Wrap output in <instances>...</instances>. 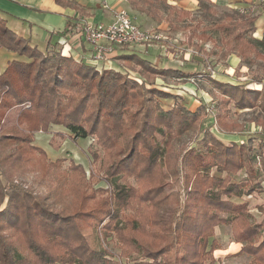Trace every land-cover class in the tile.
I'll return each mask as SVG.
<instances>
[{"label": "trees", "instance_id": "1", "mask_svg": "<svg viewBox=\"0 0 264 264\" xmlns=\"http://www.w3.org/2000/svg\"><path fill=\"white\" fill-rule=\"evenodd\" d=\"M57 1L65 5H73L80 10L83 9L74 1ZM157 1L167 2V0H141L139 4L150 5L151 8H154L153 13L157 14L159 11L156 4ZM204 6H207L206 2L200 0V10ZM169 8L170 12L179 10L178 7ZM226 17L231 22L221 21L219 27L228 34H232L234 30L238 29L240 33L237 34L235 40L241 39L243 34L248 31L252 34L254 33L255 16L233 9L229 11ZM158 18L162 20L163 17L158 14ZM69 26L70 31L74 33L76 24H70ZM249 43L260 47L264 45V39L252 37ZM0 46L27 58V60L11 61L5 71L0 74V150L4 149V156L0 157V203L3 201L4 196H7L6 205L0 209V264H29L23 257L16 259V251H14V254L11 253L15 259L7 257L9 255L7 240L10 237L9 234L1 232H7L8 228L17 230L21 226L27 229L35 224L44 228V235L47 238V241H44L46 242L44 245V264H62L60 263L61 259H64L66 264H113L111 257L105 251L93 250L86 243V239L82 234L83 225L81 224L83 220H80L81 215H86L90 218H94L98 214L104 215L103 217L109 215L110 208L105 200L98 207H94L92 200L96 198L93 193L83 194L84 196L76 201L69 200L66 202L64 207L69 211L66 210L68 214L64 215L61 211L45 206L44 198L29 190L32 187L24 185L22 187L19 182L15 181V183L13 181L14 176L28 173L35 167L41 170L40 174L42 175L44 162L47 168L53 170L54 173L57 172L58 176L66 174L67 177H70L72 175L70 171L64 169L66 158L59 157L55 161L49 160L46 151L33 144L35 133L44 131V125L47 129V124L55 122L65 125L75 138L98 135L102 145L111 148L114 143L113 138L105 136L101 132L102 119L100 116L112 115L117 117L122 114V118L124 117V120L129 122L130 118L127 116V112L121 108H127L129 102H134L138 107L140 106L138 109L140 118H136L135 121L131 119L132 123H135L137 133L132 136L131 144H128L129 148H125L123 157L118 161L119 165L113 163L110 168L121 171L123 177L135 176L139 182L148 184L158 182L156 179L149 178L150 172L146 170L158 165L157 160L160 157L157 155L164 154L167 145L162 148L158 144H154L155 147L153 148L147 146L149 144L147 134L143 133L150 130L169 138L173 135L172 127L175 120L177 124L187 125L191 121H188V117L186 118L182 113L186 110V115L194 118L196 111L189 110L184 106H176L169 111L161 109L159 111L156 105L151 103L149 97L137 96L140 90L139 87L143 88L144 92L147 93L153 92L152 89H147L136 82L139 87L133 89L134 91H128L129 84L134 82H130V77L125 76L127 75L125 72L105 67V65L100 68L98 64L87 61L84 58L65 55L63 49L56 48L55 44L52 45L51 43L46 52H42L38 48L31 46L29 39L12 30L2 16H0ZM116 58L128 63L133 61L150 73L170 77L188 76L187 72L182 69L158 67L150 60L144 59L135 53L116 54ZM213 80L214 82L216 81L220 88L224 89L226 94L236 95L242 89L243 94L239 102V105H243L242 107L253 105L252 102L245 101L247 97L264 95V88L257 90L245 89L244 87L247 84L241 85L223 82L218 79ZM258 81L262 82L261 79ZM107 84H110L109 86L113 90L109 91L108 94H104ZM117 88H120L121 93L114 99L112 95ZM228 88L231 89L230 92L227 90ZM64 89H72V91L82 94V96L71 95L66 97V92L63 95L61 92ZM154 92H156L155 89ZM67 95H70V93H67ZM62 97L65 99L64 101ZM94 98H97L96 119L91 125H87L82 120H87L86 107L88 108V103L94 102ZM154 98L156 100L155 96ZM27 101H31L32 104L29 108L23 107V104ZM263 102L260 105L264 109ZM1 107L5 110H1ZM17 108L16 121L5 126L3 122L6 116L10 111ZM69 110L71 111L68 112ZM217 111L218 120L220 121L223 117L219 107H217ZM179 113L185 119L180 117L178 120L177 116L180 115ZM208 131L204 133L203 138ZM209 132L213 134L211 131ZM59 135L63 137L62 132L56 133V136ZM211 138L215 142V145L210 147L211 150L207 147L208 151H203L204 153H193L197 151L191 148L188 152L187 173L184 176L185 184H187L186 205L183 208V212L177 213L179 218L173 221L175 222L174 230L168 229L166 231L165 229L166 227L170 228L172 222H169L166 226L162 225L165 227L163 229L157 227V223H153L155 228H153V235L149 236V238L144 235L138 238L132 236L135 243L132 245L127 244V249L123 255L126 256L132 251L143 252V259L133 264H176L177 261H184L187 264H198V261L206 256L208 257L206 264H221L220 257L215 255V251L222 248L215 231V228L221 224H232L234 240L243 244L241 250L236 254L247 253L253 257V262L264 264V238L259 243H256L257 240H255L256 238L264 237L263 233H259V228L263 225L261 223L252 224L250 221L251 214L247 211L248 205L246 202L232 200L233 197L241 198L244 194L256 192L255 183L250 178L242 181H233L231 177L223 179L210 174L214 166H217L219 171L228 170L231 172H239L240 169L243 170L242 168L250 166L249 164L253 163V160L244 156V153L248 149L255 148L258 139L257 137L249 136L246 141L225 144L215 136H211ZM258 138L264 143V137ZM165 141L166 144L169 142L166 138ZM51 142L57 148L61 145L54 138H52ZM141 144L146 149L144 152H140L141 149L138 150ZM237 146L238 154L236 151ZM34 152L38 154L37 157L39 159H32L34 157L32 153ZM236 154L237 157L234 156ZM21 157L23 158L19 159ZM248 161L249 163H246ZM70 162L72 164L69 168L72 171L80 172L82 177L85 176L86 171L82 164L76 163L73 159ZM16 163L19 165H16ZM262 163L264 166V160ZM188 171H191V173ZM193 175L194 179H192ZM253 176L254 174L251 172V177ZM116 186L117 189L114 192L116 196H119L122 192L126 193L127 189L132 191L127 184H124L121 189V185L116 184ZM160 186H152L144 191L141 199L145 201L147 197L151 198V195H149L151 193H154V195L156 193L161 194L163 190H159ZM64 188L60 187L59 190V186L54 187L53 191L57 194V199H60L59 194ZM101 188L94 190V193L104 191L103 187ZM178 196V194L176 196L170 195L172 198ZM47 197L52 198L51 196ZM190 200L202 201L198 206L199 209H192ZM222 213L226 215L221 216ZM167 215H171V210ZM97 221L101 222L99 219L95 222ZM164 233V237L168 235L170 238L167 243L165 238L163 240L159 238ZM131 240L129 239V241ZM156 240H158V246L155 244ZM187 244L193 245L195 249L191 252L187 250L180 256L177 245ZM60 246H64V252H58L59 249L49 252L51 248H60ZM174 248L176 251H174ZM66 254L67 259L64 257Z\"/></svg>", "mask_w": 264, "mask_h": 264}, {"label": "rangeland", "instance_id": "2", "mask_svg": "<svg viewBox=\"0 0 264 264\" xmlns=\"http://www.w3.org/2000/svg\"><path fill=\"white\" fill-rule=\"evenodd\" d=\"M206 5V7L204 6L196 12H188L180 10V8L178 11L181 12L172 10L169 15L168 28L163 30L165 33L156 28L151 30L160 35L159 39L143 45H133V48L128 47L119 53L138 54L158 67H179L187 72L188 76L170 77L150 73L133 61L128 63L117 59L116 55L111 58L112 62L105 64V67L125 72L127 74L125 76L130 77V82L134 83L129 84V92L139 87L138 83L147 89H152L153 92L147 93L144 92L143 88L139 87L140 90L137 96L149 97L151 103L156 105L157 110L169 111L176 106H184L189 110L196 111L195 117L190 118L191 116H187L185 110L182 114L186 118L188 117L187 120L191 122L185 125L177 124L175 120L172 127L173 135L169 138L150 130H147L146 133L142 132L147 134L149 142L147 146L153 148L158 144L162 148L167 145L164 154L157 155L160 157L157 160L158 165L146 170L150 172L149 178L156 179L158 182L144 184L139 182L135 176L126 178L122 176V172L118 169L113 170L110 168L113 163L119 165L118 161L123 157L125 148H129L128 144H131L132 136L137 133L135 123H132L131 119L135 121L136 118H140V111L138 110L140 106L138 107L134 102H129L128 109L125 107L121 108L127 112V116L130 118L129 122H126L124 117L122 118V114L117 117L112 115L100 116L102 119L101 132L105 136L113 138L114 143L111 148L103 146L98 135L75 138L65 125L55 122L47 124V129L44 125V131L35 133L33 144L44 149L49 160L55 161L59 157L66 158L64 169L70 171L72 174L70 177H67L66 174L58 176L57 172L54 173L53 170L47 168L45 162L42 175L40 174L41 170L35 167L28 173L14 176V182H19L20 186L32 187L29 190L41 195L44 198L45 206L61 211L64 215L68 214L66 210L69 211L64 207L66 202L69 200L76 201L84 196L83 194L93 193L96 198L92 200L94 207H98L105 200L110 208L109 215L103 217L104 215L98 214L94 218L81 215L80 220H83L81 224L83 225L82 234L86 239V243L93 250L105 251L111 257L113 264H133L143 259V252L141 251H132L126 256L123 254L127 249V244L132 245L135 243L132 236L138 238L144 235L149 238V236L153 235V228H155L153 223H157V227L163 229L165 228L163 227L164 225L166 226L169 222H172L170 228L166 227L165 229L166 231L168 229L174 230L175 222L173 221L179 218L178 214L183 212V208L186 205L187 184H185L184 176L187 173L188 152L191 148L197 151L193 153H204L203 151H208L207 147L211 150L210 147L215 145L211 136L219 138L225 144H230L231 142L240 143L246 141L249 136L257 137L256 147L248 149L244 153V156L253 160V163L249 164L250 166L242 168L243 170L240 169L239 172L219 171L218 167L214 166L210 174L223 179L231 177L233 181H242L250 178L255 183L256 192L244 194L241 198L233 197L232 200L247 203V211L251 214L250 221L252 224L261 223L263 226L259 228V233L264 234V166L262 163L264 160V143L258 138L264 137V109L260 105L263 102L264 95L247 97L245 101L252 102L253 105L242 107L243 105H239L243 94L242 89L236 95L226 94L224 89L220 88L216 81L214 82L213 80L218 78L233 84H247L244 87L245 89L257 90L264 88V45L256 47L254 44H250L249 41L255 36L249 31L244 33L241 39L235 40L237 34L240 33L238 29L234 30V33L228 34L219 27L221 21L231 22L226 17L229 10L213 6L208 2H206ZM126 10L132 20L141 26L144 31L151 27L150 21L146 16L142 17L139 15L135 19L127 8ZM153 10L154 8L150 6L149 11L153 12ZM175 15L180 16V18L175 19ZM104 21L97 22L106 23ZM164 51L167 52L165 53ZM236 57L239 59L237 64L234 60L232 62V59H236ZM99 64V67L103 68L104 62H99ZM259 79L262 82H259ZM120 83L122 82L120 81ZM109 85L105 86L104 94H108L109 91L113 90H111ZM154 89L156 92H154ZM227 90L231 91L229 88ZM61 92L62 95L66 92V97L71 95L82 96V94H78L72 89H64ZM67 93H70V95H67ZM120 93V88H117L112 98L116 99ZM62 100L64 101L65 99L62 97ZM31 105V101H27L23 104V107L29 108ZM96 106L97 98H94V102L88 103V108L86 107L87 120L83 119L82 122L91 125L96 119ZM217 107H219L223 122L218 120ZM17 112L18 108L10 111L5 118V126L16 121ZM177 117L179 120L183 116L180 114ZM183 118L185 119V117ZM207 130L213 134L208 131L203 138ZM57 132H62L63 137L60 135L56 136ZM52 138L56 139L57 143L60 142L59 148L51 142ZM165 138L169 141L167 144ZM139 149H141L140 152L146 150L142 144L140 148L138 147ZM236 151L238 154V146ZM3 153L4 149L2 148L0 157L4 156ZM237 154L234 156L237 157ZM32 155L34 156L32 157L33 160L39 159L37 153L34 152ZM72 159L84 166L85 176L82 177L80 172L72 171L69 168L72 164L70 162ZM17 163L16 165H19ZM246 163H249V161ZM188 172L191 173V171ZM251 172L254 174L253 177H251ZM163 177L165 178L163 179ZM192 179H194V175ZM116 184L121 185L120 189L124 187V184H127L132 191L127 189L126 193L122 192L119 196H116L114 195L117 189ZM156 185H161L159 190H163L162 193H156L155 195L151 193L149 194L151 198L147 197L143 201L141 199L142 193ZM56 186H59V190L60 187H65L60 194L58 193L60 199L56 198L57 194L53 191ZM101 187H103L104 191L94 193V190L102 189ZM52 192L54 193L52 194ZM176 194L179 196L176 198L170 197V195L176 196ZM47 196L52 198L50 199ZM6 202L7 196H4L3 201L0 203V209L6 205ZM201 203L202 201L190 200V207L199 209L198 206ZM170 210L171 215L169 216L167 214ZM225 215L221 214V216ZM98 219L101 221L100 223L98 221L95 222ZM8 229L7 232H1L9 234L10 237L7 240L8 258L15 259L12 254L16 251V259L23 257L29 264H44V245L46 243L44 241H47L44 235V228L35 224L27 229L23 226L17 230ZM215 231L222 247H227L232 241H235L232 224L218 225ZM161 236L159 237L160 240L165 238L166 243L170 241L168 235L164 237L165 233L161 234ZM263 238H256V243L262 241ZM129 239L132 240L129 241ZM155 244L158 246V240L155 241ZM177 249L180 251L178 253L181 256L183 252L187 250L191 252L195 248L193 245L187 244L177 245ZM57 250L58 252H64L65 248L64 246H60V248L53 247L49 252ZM174 251H176L175 248ZM219 251H215L217 257H219ZM64 257L67 259V254ZM207 258L206 256L204 259L199 260L198 264H206L208 262ZM61 260L60 263L66 264L64 259ZM220 263L257 264L253 262V257L247 253L220 256ZM176 264H187V262L177 261Z\"/></svg>", "mask_w": 264, "mask_h": 264}, {"label": "crops", "instance_id": "3", "mask_svg": "<svg viewBox=\"0 0 264 264\" xmlns=\"http://www.w3.org/2000/svg\"><path fill=\"white\" fill-rule=\"evenodd\" d=\"M70 1L77 2L83 9L80 10L73 5L62 4L57 0H0V16L6 19L7 25L12 30L29 39L31 46L38 48L42 52H46L51 43L52 45L55 44L56 48L63 49L65 55L84 58L88 61L93 54L92 45L86 41L82 34L72 33L70 24L79 23L83 18H88L95 22L105 20L104 22L110 23L113 21L117 10H126L127 8L135 19L139 15L148 18L151 24L148 30L156 28L165 33L163 30L168 28L169 7H178L188 12H196L200 9V0H167L166 3L157 1L156 4L159 8L157 14L149 12L150 5L139 4L141 0ZM204 1L229 11L247 8L249 11L247 14L256 17L254 36L258 39L264 38V8L260 5L259 0ZM158 14L159 16L162 15V20H159ZM175 17V19L180 18L177 15ZM120 52L121 50L117 54ZM13 60H27V58L0 46V74L5 71L8 64ZM233 60L236 64L239 62L237 57L232 59V62ZM98 65H100L99 62ZM218 80L226 82L223 79ZM242 245L241 242L232 241L229 246L217 249L220 250L218 256L236 254L241 250ZM233 246H235L234 249H232Z\"/></svg>", "mask_w": 264, "mask_h": 264}, {"label": "built area", "instance_id": "4", "mask_svg": "<svg viewBox=\"0 0 264 264\" xmlns=\"http://www.w3.org/2000/svg\"><path fill=\"white\" fill-rule=\"evenodd\" d=\"M259 3L264 8V0H259ZM238 10L244 14L249 12L247 8H239ZM74 31L82 34L86 41L92 45L93 54L89 61L96 64L98 62L109 64L112 62L111 58L119 50L128 47L133 48V45H143L160 38V35L155 31H144L132 20L125 9L117 10L113 21L110 23L95 22L84 18L76 23Z\"/></svg>", "mask_w": 264, "mask_h": 264}]
</instances>
